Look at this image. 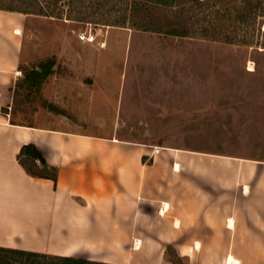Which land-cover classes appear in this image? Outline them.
Returning a JSON list of instances; mask_svg holds the SVG:
<instances>
[{"label": "crops", "instance_id": "crops-1", "mask_svg": "<svg viewBox=\"0 0 264 264\" xmlns=\"http://www.w3.org/2000/svg\"><path fill=\"white\" fill-rule=\"evenodd\" d=\"M30 16L0 8V246L167 264L165 247L173 244L188 257L191 247L200 249L206 261L230 264L232 255L235 264H264V161L142 140V108L111 125L96 120L109 135L80 128L83 113L70 93L74 85L86 89L94 75L71 61L44 83V95L60 106L56 125L13 119L22 65L34 59L33 52L23 59ZM66 31L56 35V68ZM129 117L139 118L138 129ZM30 143L58 168L57 181L32 175L20 162Z\"/></svg>", "mask_w": 264, "mask_h": 264}, {"label": "rangeland", "instance_id": "rangeland-1", "mask_svg": "<svg viewBox=\"0 0 264 264\" xmlns=\"http://www.w3.org/2000/svg\"><path fill=\"white\" fill-rule=\"evenodd\" d=\"M40 1L58 7L54 16L26 12L31 16L23 59L32 52L34 59L22 65L21 86L41 61L53 58L56 65L55 53L62 45L56 35L67 29L63 45L71 58L62 50L64 56L54 70L66 72L67 61H71L87 66L84 73L94 75L86 89L74 85L76 92L70 93L69 100L83 113L76 118L82 121L80 128L109 135L110 131L97 127L96 120L111 125L123 119L128 109L137 114L142 108V140L264 161V45L257 43V38L264 42V34L259 35L253 22L230 27L233 41L175 36L137 27L145 0H74L71 5L67 0ZM24 2L0 0L5 6H23ZM180 7L177 4L174 10ZM123 12L127 13L125 26L99 19L116 18ZM80 33H95L96 39L88 43ZM101 40L105 45H100ZM45 81L38 95H28L20 87L13 106L15 121L56 125L53 119L61 118L57 114L60 106L44 95V89L50 92ZM138 119L129 117L128 121L138 129ZM198 250L191 247L188 257L168 244L167 264H226L225 260H203Z\"/></svg>", "mask_w": 264, "mask_h": 264}, {"label": "trees", "instance_id": "trees-1", "mask_svg": "<svg viewBox=\"0 0 264 264\" xmlns=\"http://www.w3.org/2000/svg\"><path fill=\"white\" fill-rule=\"evenodd\" d=\"M66 1V0H64ZM74 4V0H67ZM182 5L174 10L176 5ZM47 7L49 9H47ZM57 4L45 6L40 0H25L23 6L13 4L1 5L0 8L32 12L42 15H56ZM116 18H99L104 23L125 26L127 13ZM80 16V14L78 15ZM87 17H89L87 15ZM229 22L230 25L226 23ZM247 25L253 22L259 35L264 23V0H145L142 4V22L137 25L143 30H154L175 36L202 35L214 39L224 38L233 41L234 35L228 30L234 28L235 23ZM240 28V27H239ZM225 36H221V35ZM258 44H263L257 38ZM55 60L49 58L41 61L38 67L26 74L21 86L16 83L15 95L22 89L27 94L38 95L41 86L48 75L54 72ZM19 160L34 176L47 177L57 181L58 168L47 163L42 151L33 143L26 144L20 151ZM37 168H33L31 164ZM0 264H115L90 260L74 255H56L25 249L0 246Z\"/></svg>", "mask_w": 264, "mask_h": 264}, {"label": "built area", "instance_id": "built-area-1", "mask_svg": "<svg viewBox=\"0 0 264 264\" xmlns=\"http://www.w3.org/2000/svg\"><path fill=\"white\" fill-rule=\"evenodd\" d=\"M79 37L81 39H86L88 41H94L96 39V34L95 33H80ZM160 150V147L155 146L153 153L158 152Z\"/></svg>", "mask_w": 264, "mask_h": 264}, {"label": "bare ground", "instance_id": "bare-ground-1", "mask_svg": "<svg viewBox=\"0 0 264 264\" xmlns=\"http://www.w3.org/2000/svg\"><path fill=\"white\" fill-rule=\"evenodd\" d=\"M229 263H230V264H235V263H237V260L234 259V257L231 255V256L229 257Z\"/></svg>", "mask_w": 264, "mask_h": 264}]
</instances>
